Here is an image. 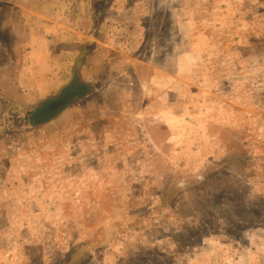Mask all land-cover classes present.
Masks as SVG:
<instances>
[{"label": "rangeland", "instance_id": "rangeland-1", "mask_svg": "<svg viewBox=\"0 0 264 264\" xmlns=\"http://www.w3.org/2000/svg\"><path fill=\"white\" fill-rule=\"evenodd\" d=\"M27 4L54 97L89 87L30 120L0 47V264H264V0Z\"/></svg>", "mask_w": 264, "mask_h": 264}, {"label": "crops", "instance_id": "crops-1", "mask_svg": "<svg viewBox=\"0 0 264 264\" xmlns=\"http://www.w3.org/2000/svg\"><path fill=\"white\" fill-rule=\"evenodd\" d=\"M8 2L11 4H9L7 6L13 7L16 11H19V13H21L22 15L25 16V18L13 19L12 20V26H16V25L22 26L23 27L22 30H24V32H27V34L31 35V36L27 35V39L21 40V42L14 40V41L8 42L7 45L0 42V47L5 50V55H6V51H7V56L9 57L8 66L10 68V72L17 74L16 83H17V86H19V87L14 86L13 89H15V87H16L17 88L16 90H18L19 88H23L27 91V92H23L22 94L18 93L17 98H19L21 100H27V101H30V98L31 99L35 98L36 96H32L31 93L29 92V89L30 90H38V92H42V93L45 92L46 94L41 93V95H39L44 100L47 99L48 96L54 97L55 92H52V90L56 91L57 89L60 88L61 83H59L58 81H60V77L62 76V71L59 69L60 67H58V69L60 71H54V69L51 68V58H50L51 44L49 45L46 41H44L43 35L41 38L39 36H36V34H35V27L36 26L37 27L41 26V27L45 28V30H49V32H51V30L54 28V26L51 27L50 24L47 25L46 27L43 26L46 24V21H44V18L47 19V17H48L47 14H46L47 17L45 16L44 12L41 14L42 18L38 17L35 19L36 16H34L32 14L33 9H35V8L34 7L33 8L28 7L27 6L28 5L27 0H15L14 2H11V1H8ZM6 4L3 6H6ZM1 5L2 4H0V6ZM9 21H11V19ZM3 22H4L3 18H0V28H2ZM38 22H40V23H38ZM94 24H95V21H94V19H92L91 20V28L89 29V31L85 32L82 30L80 32H76L81 37H83L82 42H85L86 45H87V43H91L92 40L96 41V43H98V42L100 43V41L98 39V33H96V31L93 33L94 29L97 27V25H96V27L95 26L93 27ZM7 25H9V24H7ZM7 25H4V26H7ZM9 32H11V29L9 30ZM41 32H42V30H41ZM88 33H90V35H88ZM39 38H41V39H39ZM96 47H97V45H96ZM17 49H20L23 52H20V54L15 56V59L17 60V58H18V61L14 62L13 56L11 57V55L8 54V50H10V51L16 50L17 51ZM69 51H70V49H69ZM1 63H2V54L0 53V65H2ZM15 70H16V72H15ZM68 85H69V83H68ZM60 93H61V91H60ZM41 103L39 104L40 106L43 104V103L42 104ZM33 112L30 114V116L33 115ZM56 114H54V115H56Z\"/></svg>", "mask_w": 264, "mask_h": 264}, {"label": "trees", "instance_id": "trees-1", "mask_svg": "<svg viewBox=\"0 0 264 264\" xmlns=\"http://www.w3.org/2000/svg\"><path fill=\"white\" fill-rule=\"evenodd\" d=\"M69 85H74L75 88L73 90L72 93H69V95L66 96V91L69 89L68 87L65 88L64 90L61 91L60 95L58 97H49L47 99H45L41 104V106L39 105V107H35V110L33 112V114H38V113H42L43 111H46L48 108L47 105H49V103H53V102H56L57 100H59L63 95L66 97V103H69L73 98L75 97H80L82 95H84L87 91H88V85L83 82L81 79H77V78H73L70 82H69ZM68 85V86H69ZM62 108V106H59L56 110L54 111H51L49 113V117L48 119H50L51 117L54 116V114H56L60 109ZM40 120L39 121H44V120H47V119H44V118H39ZM162 198H165L164 196H162ZM165 200V199H164ZM79 259H77L76 257V254L75 252H73V255L70 257V259L68 260H65L62 264H71V263H74V262H78Z\"/></svg>", "mask_w": 264, "mask_h": 264}, {"label": "flooded vegetation", "instance_id": "flooded-vegetation-1", "mask_svg": "<svg viewBox=\"0 0 264 264\" xmlns=\"http://www.w3.org/2000/svg\"><path fill=\"white\" fill-rule=\"evenodd\" d=\"M63 103H66V97L63 95L62 97H61V99H60V106L63 104ZM59 105H54V106H49V107H47L48 109L46 110V111H43L42 113H38V114H33L31 117H30V120H33L34 121V119L35 118H44V119H48V117H49V113L51 112V111H54V110H56L58 107H59Z\"/></svg>", "mask_w": 264, "mask_h": 264}, {"label": "water", "instance_id": "water-1", "mask_svg": "<svg viewBox=\"0 0 264 264\" xmlns=\"http://www.w3.org/2000/svg\"><path fill=\"white\" fill-rule=\"evenodd\" d=\"M56 104H57V105L60 104V99L57 100L56 102L51 103V104L49 103V105H47V106H48V107H49V106L51 107V106H54V105H56ZM59 106H60V105H59ZM61 106H62V108H65L67 105H66L65 103H63Z\"/></svg>", "mask_w": 264, "mask_h": 264}]
</instances>
